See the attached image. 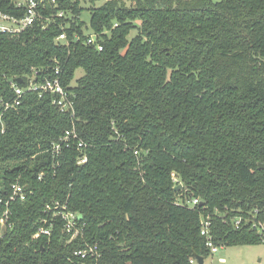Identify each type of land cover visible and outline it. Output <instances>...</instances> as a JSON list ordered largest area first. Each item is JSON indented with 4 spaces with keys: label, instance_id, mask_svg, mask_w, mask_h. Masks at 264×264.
Masks as SVG:
<instances>
[{
    "label": "trees",
    "instance_id": "obj_1",
    "mask_svg": "<svg viewBox=\"0 0 264 264\" xmlns=\"http://www.w3.org/2000/svg\"><path fill=\"white\" fill-rule=\"evenodd\" d=\"M15 1L0 13L21 17ZM89 1L102 4L87 33L77 0L39 9L44 30L0 33V264H190L211 255L207 216L217 247L264 244L249 223L264 225V0ZM56 68L73 117L30 91L5 108L12 82ZM72 126L86 163L71 148L53 169L50 146ZM13 184L24 199L5 205ZM56 200L82 216L81 236L57 222L33 239ZM237 217L249 221L235 229ZM95 243L98 259L73 255Z\"/></svg>",
    "mask_w": 264,
    "mask_h": 264
},
{
    "label": "built area",
    "instance_id": "obj_2",
    "mask_svg": "<svg viewBox=\"0 0 264 264\" xmlns=\"http://www.w3.org/2000/svg\"><path fill=\"white\" fill-rule=\"evenodd\" d=\"M49 3L52 6H56L55 0H47L46 3ZM45 0H16L14 6L23 11L21 17H16L4 13H0V33L3 34H19L24 31L26 28L31 27L34 24H38L41 30H44L48 27V18L42 15L39 11H43L46 7ZM64 14L62 11H59L56 16L62 17ZM56 42L66 43L65 34H60L56 39ZM85 44L88 46H94L97 51H101L103 46L101 44V39L96 34H89ZM59 69L56 68L53 71L54 77L43 78V80H38L36 78L37 71H33L31 76H27L22 83L23 87H20L16 81L11 83V89L14 94V99L12 102L5 104V108L17 107L20 104V100L23 94L26 91L37 93L39 97L43 94H50L52 96V104L55 105L60 113L69 114L71 117L74 115V102L71 99V95L68 91L64 89L61 85L59 79ZM21 83V84H22ZM75 148L81 155L76 160V165H83L86 163V155L84 150L86 144L80 139L75 127H71L66 130L64 134L54 143L51 144L49 149V154L53 160L52 168L59 167L58 159L62 156L64 151ZM55 162V164H54ZM42 176L39 175L38 179ZM173 182H176L174 174L171 175ZM16 199L23 200L24 193L22 188L18 184L11 185V194L8 197V201L5 202V205H8L9 202H13ZM2 203V200H0ZM197 200H192L191 205H197ZM44 213L46 217L40 220V225L37 229V232L32 237L33 239L44 236L49 237L52 232V228L55 223L59 222L62 224V229L64 232L70 235L69 241L75 239L82 234V228L84 223L82 222V216L76 212L69 210L66 202L52 201L44 206ZM8 219V211H4L3 217L0 220L1 227L6 225ZM249 220L242 217H237L233 221V227L239 229L243 223H247ZM225 222V220H223ZM251 228L261 235L264 231V225L260 222H257L252 218L249 222ZM10 225L7 224V227ZM211 222L209 217L200 218V236L205 239V247L210 251V254H215L217 252V246L213 244L212 237L210 235ZM75 257L80 259H86L91 257L94 259L99 258L98 246L97 244L87 245L83 250H77L73 254ZM190 264H196V260H191Z\"/></svg>",
    "mask_w": 264,
    "mask_h": 264
},
{
    "label": "rangeland",
    "instance_id": "obj_3",
    "mask_svg": "<svg viewBox=\"0 0 264 264\" xmlns=\"http://www.w3.org/2000/svg\"><path fill=\"white\" fill-rule=\"evenodd\" d=\"M83 11L80 13L79 21L83 24L84 33L89 32L90 9L102 4L97 2L91 4L89 0H77ZM218 1V0H214ZM133 33H131L132 35ZM82 75L81 70L75 73V79ZM203 264H264V244L250 246H219L215 254L207 257Z\"/></svg>",
    "mask_w": 264,
    "mask_h": 264
},
{
    "label": "water",
    "instance_id": "obj_4",
    "mask_svg": "<svg viewBox=\"0 0 264 264\" xmlns=\"http://www.w3.org/2000/svg\"><path fill=\"white\" fill-rule=\"evenodd\" d=\"M16 82L18 83V84H21L22 83V80L21 79H17L16 80ZM257 168L258 169H264V163H262V164H258V166H257ZM181 188V185H178L175 189H180ZM202 203H200V205H201ZM195 260H196V264H203V258L202 257H199V256H196L195 257Z\"/></svg>",
    "mask_w": 264,
    "mask_h": 264
}]
</instances>
